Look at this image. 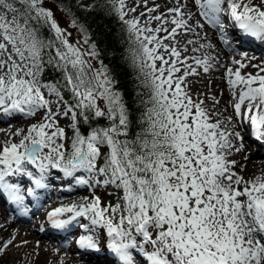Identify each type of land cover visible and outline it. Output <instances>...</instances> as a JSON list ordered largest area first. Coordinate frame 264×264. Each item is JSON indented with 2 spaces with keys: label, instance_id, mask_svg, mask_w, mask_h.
Here are the masks:
<instances>
[{
  "label": "snow or ice",
  "instance_id": "obj_1",
  "mask_svg": "<svg viewBox=\"0 0 264 264\" xmlns=\"http://www.w3.org/2000/svg\"><path fill=\"white\" fill-rule=\"evenodd\" d=\"M148 2L102 6L122 26L136 87L130 104L70 7L59 9L70 17L62 28L45 0H0V115L38 117L0 143V198L28 216L26 197L46 188L55 169L93 189L45 217L57 231L87 220L78 250L100 252L96 232L103 230L112 264H264V170L246 177V163L234 158L248 161L247 147L264 152V60L255 63L243 47L264 45V0H167L165 11ZM205 24L231 52L228 63ZM69 28L80 33L75 42ZM217 67L228 93L223 104V92L191 88V77ZM48 68L59 73L54 81L42 79ZM100 119L107 123H90ZM99 187L111 189L115 203L103 202Z\"/></svg>",
  "mask_w": 264,
  "mask_h": 264
},
{
  "label": "bare ground",
  "instance_id": "obj_2",
  "mask_svg": "<svg viewBox=\"0 0 264 264\" xmlns=\"http://www.w3.org/2000/svg\"><path fill=\"white\" fill-rule=\"evenodd\" d=\"M164 3L167 4V0H164ZM168 5L170 6V4ZM164 10H166V6L164 7ZM204 31L207 33L208 38L212 41V43L215 44L216 49L219 52L221 62L228 63L231 52L226 46H224L223 44L219 42L218 35H215V30L210 28L207 24H205ZM243 47L245 49H248L249 51L256 50V52H250V54H255L258 57V59L254 61L255 63H259L260 60H264V45L254 43V42H245ZM257 52H260V53H257ZM245 70H249V69H245ZM250 71H254V70L250 69ZM223 73H224V69L220 67H217L211 70L207 74L202 73L206 81V84L211 87L214 94L219 95L221 92H223L222 104L225 100L228 99V93L225 89L224 81L221 80V76L223 75ZM229 111L231 110L229 109ZM31 120L32 118L24 117L18 114L17 115H0V133L3 132L9 136V132L14 133L17 129H22V128L24 129L27 123L30 122ZM17 138L18 137H15L14 140H16ZM250 148L251 147H247V152L250 150ZM254 151H255V155L258 156L259 159H261V161H255V162L248 163V162L241 160V157L239 155L234 157L241 163H246V168L243 173L246 177L253 172L259 173L261 170H264V152L259 153L258 155L257 151L256 150ZM250 153L251 151L248 152V154ZM16 179L20 182L25 181L24 176H16ZM46 184H47L46 188L36 190L37 195L30 198V204L33 207V211H35L38 208V206L40 205V203L42 202L44 198L53 199L54 194L50 192L49 181H46ZM73 191L74 192H71L70 194L71 195L77 194V195L73 196L72 198L74 200H78L81 197H83V195L80 196L79 194L85 193L86 188L83 186L81 187L75 186V189ZM64 193H68V192L65 191ZM66 202L70 203L71 198H69ZM59 203L62 204L64 203V201L59 202ZM67 203L65 204L67 205ZM0 206L3 207L4 209V210L0 209V246H2V244L8 239H11L14 234L13 231H16L18 234H15V238L18 241L19 240L25 241L26 239V238L21 237V233H24V235L28 234L31 236V238L28 240V243L26 244V248H33V247L37 248V242H39V247L37 248V251H40L43 249L45 250L44 251L45 255L52 254V252L54 253L53 251L54 249L59 248L60 249L59 255L57 254L56 255L59 258L63 256L64 258H66V260L68 259L67 261L68 264H112L114 260V257L110 253H108L107 251H104L105 245L100 246L101 251L104 252L102 253L100 251L101 254H97L96 252H92V251L85 252V251L80 250V257H76V255L75 256L72 255V252L68 251L69 248L66 247V244L70 243L72 240H74L75 238L81 235V233H78L74 237L70 236L75 231L74 223L76 221L73 222L72 225L68 226L64 230L57 231V230L51 229L50 227L49 228L45 227V231L43 233H38V231L36 230L37 229L36 220L32 223L33 225L23 224L25 222V219L33 211L29 212L28 216L20 215L17 206L11 204L5 198H0ZM46 207L47 206H45V208ZM33 218H36V216H34ZM39 219H43V217L41 216V218ZM46 226H48V224ZM62 232H64V235H62ZM40 234H41V238H44L43 240H41L40 238L37 239L38 235ZM99 234H103V230H101ZM13 244H14V241H13ZM11 246L13 245H10L9 247ZM6 252L7 250L3 253V255H0V257L3 256V260H0V264H12V259L6 256ZM65 253H67V255ZM22 260L23 259H19L16 264L20 263ZM27 263L31 264V262L29 261H27Z\"/></svg>",
  "mask_w": 264,
  "mask_h": 264
},
{
  "label": "rangeland",
  "instance_id": "obj_3",
  "mask_svg": "<svg viewBox=\"0 0 264 264\" xmlns=\"http://www.w3.org/2000/svg\"><path fill=\"white\" fill-rule=\"evenodd\" d=\"M91 2H92V0H83L82 3L83 4H90ZM128 2H129V4H132L133 0H128ZM135 2L139 3L140 0H135ZM155 3L161 5L160 11H165L164 7L166 5L169 6L168 4L164 3V0H155ZM45 4L47 5L48 8H51L53 10V12L55 14V18L59 22L60 26L62 28L68 27L69 18L67 16L61 14V12L59 10H57L55 8V6H53L52 4L49 6L48 1H45ZM148 6L149 7L153 6V0H149ZM140 10H142V9H140ZM225 23H226V20H225ZM69 31L72 33V36L70 37V40L72 42H75L77 39H79L80 34H79V32L76 29L69 28ZM215 35H218L216 33V31H215ZM250 52H256V50H250ZM257 53H260V52H257ZM244 71H250V69L249 70H244ZM190 79L193 81V83L191 85V88H192V91L194 93H207L209 96L214 95L213 90L211 89V87L209 85L206 84V81H205V79H204L202 74H201L200 77H191ZM35 119H38V118L37 117L36 118H32V120L27 123V125L24 127V129H26L31 123L35 122ZM61 123H62V126L67 127V121H62ZM8 138H9V136L7 134H5L3 132L0 133V143L4 142ZM18 139L19 138H17L16 140H18ZM245 140L246 141L248 140L247 136L245 137ZM249 143H250V141H249ZM250 151H251V153L249 154V160L245 161V162L250 163V162H255V161H261V159H259V157L255 155V151H254L253 148H250V150L248 152H250ZM54 171H56V170L53 169L47 174L46 181L48 180V181L51 182L50 179H52V177H55V178L60 177ZM54 183L57 184L56 187H57L58 190L56 189V190H54L52 192L54 194L53 199L48 198L47 201H46V203H48V204L44 203L45 204L44 206L40 205L39 209L36 211V214H35L36 218L31 217L28 221H25L23 223L24 225H33L32 223L36 220L37 221L36 222V226H37L36 230L38 231V233H43V232L39 231V228H40L42 223H45V217H46V214H47L48 211H50V210H52V209H54L56 207H59L62 204L66 205L65 203H67L66 201L69 198H71V202L72 203H74V202L78 203L81 200V198L78 199V200H74L72 198L73 196L77 195V194H72V195L70 194V192H74L73 189H75V186H76V185H73V188L71 189V185L70 184H72V182L67 183L66 179H63V180L58 179V181H55ZM58 184H59V186H58ZM78 186L81 187V185H78ZM85 188H86V192L82 193V194H79V195L80 196L83 195V197L91 196V194L93 192V189H90L87 186H85ZM66 189L70 190V191H68L69 193H64ZM94 191H95L96 195L100 196V198H101V200L103 202L106 203V202L111 201V202L115 203V193L112 192L111 189H107L106 190L103 187H99V188H96ZM58 192H59V195H56ZM62 201H64V203H62V204L59 203V202H62ZM71 202L67 203V204H71ZM58 204H60V205H58ZM45 206H47V207L45 208ZM0 209L4 210L3 207H1V206H0ZM41 216L43 217V219H39V218H41ZM32 218H33V220H32ZM83 221L85 222V224H86V222L88 224V221H86L84 219H83ZM40 222H42V223H40ZM79 231H83V230L78 226V232ZM100 231L101 230H98L96 232V234H99ZM13 233L14 234H18L16 231H13ZM62 235H64V232H62ZM21 237L22 238H26L25 241H28L31 238L30 235H28V234L24 235V233H21ZM39 238L41 240L44 239V238H41V234L38 235L37 239H39ZM97 238L99 239L100 245L103 246L105 244V241L101 242L100 241V239H101L100 236H97ZM103 238H104V235H103ZM21 242H23V241H20V240L18 241L15 238L13 246H11V247H9L7 249L6 256H8V257H10V259H12V264H16L19 259H23V260L20 263H18V264H29V263H27V261L31 262V264H58V260L60 258L56 254H54L53 252H52V254L45 255L44 254L45 250H43V249L40 250V251H37L36 247L26 248V245H24L22 247H16L15 246V245L21 244ZM74 243L72 242L69 245L72 250H76V248H77L76 241H74ZM68 251L72 252V255H74V256L76 255V257H80L79 254L73 253V251H71L70 249H68ZM101 252L104 253L103 251H101ZM101 252H98V253L96 252V253L97 254H101ZM20 255H21V257H20ZM64 259H65V264H68L67 263L68 259L67 260H66V258H64ZM0 260H3V256L0 257Z\"/></svg>",
  "mask_w": 264,
  "mask_h": 264
},
{
  "label": "trees",
  "instance_id": "obj_4",
  "mask_svg": "<svg viewBox=\"0 0 264 264\" xmlns=\"http://www.w3.org/2000/svg\"><path fill=\"white\" fill-rule=\"evenodd\" d=\"M45 1H48L49 6L51 4L55 6L57 10H59L61 7H70L76 17L79 18V21L89 29L92 39L97 43L98 48L100 49V59H102L105 64L109 66V68L113 71V74L120 81V85L123 86L126 91V99L131 104L135 97L136 87L132 70L127 66V62L124 59L126 55L125 49L127 44L124 39V33L119 21L116 20L114 16L109 15L106 9L102 8L105 0H94V2L92 0L90 3L92 5L91 10L80 7V4L83 2V0ZM61 14L67 16L70 19V17L64 12H61ZM42 32L46 37L51 35L47 29H42ZM93 63H95V61ZM58 77V72H54L51 68H48L46 70L45 76L42 79L45 82H48L54 81ZM136 115H139V113L137 112ZM90 123L92 126H103L107 122L103 119H100L99 121H90ZM80 126L82 132L86 134L89 130L88 126L84 125L83 123H81ZM71 134V130H69V136H71Z\"/></svg>",
  "mask_w": 264,
  "mask_h": 264
},
{
  "label": "water",
  "instance_id": "obj_5",
  "mask_svg": "<svg viewBox=\"0 0 264 264\" xmlns=\"http://www.w3.org/2000/svg\"><path fill=\"white\" fill-rule=\"evenodd\" d=\"M47 6V5H46Z\"/></svg>",
  "mask_w": 264,
  "mask_h": 264
}]
</instances>
